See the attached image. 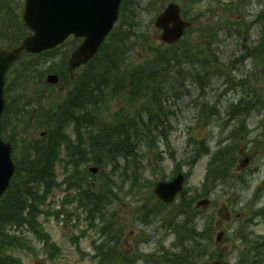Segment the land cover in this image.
<instances>
[{
  "label": "trees",
  "instance_id": "trees-1",
  "mask_svg": "<svg viewBox=\"0 0 264 264\" xmlns=\"http://www.w3.org/2000/svg\"><path fill=\"white\" fill-rule=\"evenodd\" d=\"M141 1L123 0L120 23L108 35L96 55L85 65L87 70L84 71L83 69V73L77 72L73 80L69 79L71 87L66 93L65 101L53 111L52 124H49L50 127L55 126L56 130L53 135L45 137L38 144L31 141L24 144V147L29 145V148L27 151L24 150L21 157V161L22 159L23 161L17 163L15 176L4 196L0 199V264L19 262L18 259H12L6 253L8 249L14 246V242L17 243V238L5 232V225L9 221L13 220L17 225L27 223L33 232L44 240L41 230L36 227L37 222L35 219V203L37 204V200L40 198L38 189L45 184V191H48L55 183L52 169L54 162L58 159L60 145L63 142L61 130L68 126L73 116L81 113L82 110H87L88 127L90 124V139L87 147L93 157V162L106 167L108 162L113 160L110 165L115 166L118 161L114 152H120L121 159L127 161L130 155L133 156L138 153L142 143H148L151 146L157 139H168L169 130L173 126L171 117L176 115L173 105L180 98L191 95V86H195L200 90V98L205 93L206 87L204 84L207 78L220 79L222 88L216 95L204 96L202 102L198 100V103H195L196 111L192 115V119H194L193 127L198 126V122H203L205 123L203 126L215 124L220 128L219 137L216 140L215 149L209 162L207 179L210 176L224 179L231 168L236 165L235 151L239 150L241 140L243 142L249 136V130L242 118L251 110L264 108V96H262L264 87L256 83L264 81V10L260 14V29L257 28L258 36L255 44L253 42L248 43L249 32L246 33L247 26L243 21L235 23L238 26V29H235V34V32H230L231 22L228 17L224 15L223 20L220 19L219 21L216 17L221 15L215 13V11L212 17L210 16L190 27L186 36L177 43L166 45L156 42L151 44L147 42L149 41V31L145 28H138L137 30L140 32H136L134 20L138 17V10L141 8H152L155 14L167 0H144L146 1L145 5H142ZM175 1L188 6V4H195L197 0ZM217 1L220 2V0ZM127 14L129 19H132L131 22L128 21ZM9 19L13 20L12 25L16 29H7L19 35L15 41L18 42L25 29L19 15L16 19ZM193 33H195L194 36ZM221 34L226 37H231L233 34L237 43L233 57L227 56L226 61H222L220 58ZM243 41L247 43V45L244 44V47ZM76 43L77 39L70 40L66 43L65 53L54 58L61 61L63 68L60 65V68L54 69L55 66L49 64L51 65L50 68L42 65L44 67L42 70L48 68L51 72H57L62 80L68 79L69 72L66 59ZM135 46V49L141 48L142 51H147L146 54L141 53L143 62H138L135 56L131 55ZM246 50L254 51V55L253 53L249 54L252 55L253 65L249 71H244L240 77H237L233 74V68L236 67L235 62H241L239 56L247 54L245 53ZM238 53L240 55L237 56ZM40 54L32 56L37 57ZM133 62L135 64H130ZM133 66L135 68L131 69ZM41 71L36 73L35 68H25L23 75L27 74L28 80L25 83L20 81L16 85L13 91L14 97H12V103L15 99L14 109L16 110L11 113V109L3 114L2 130H4L6 123L5 119L19 121L25 113H35L39 109V105H48V97L53 95L52 88L54 86L44 84L45 87L38 90L34 89L35 85H39L37 79L42 78L43 73ZM102 84L105 88H112L113 93L116 91L125 92L120 110L114 113V121L109 122V124H115V126L120 125L121 128L118 130H110L107 123L105 129L104 127L99 128L101 132H94L92 129L97 122L95 118L92 120L93 112L96 111L99 105L96 96L105 92ZM11 88L10 85L8 89ZM230 89L238 90L240 96L236 100L225 99L224 101V94H227ZM43 97H47V100L43 101ZM262 124L264 125V118ZM209 132H207L205 138L193 139L189 144V147L192 146L189 151L194 152L193 157L209 149L207 142ZM8 133L11 136L15 135L14 130ZM114 135L118 140L115 139L114 141ZM132 144L136 147L133 148ZM186 148L188 151V145ZM60 160L68 161L65 158ZM73 167L77 169V164L75 163ZM122 169L127 172L125 167H122ZM76 178V180L70 179L68 181L69 187H78L82 193L87 194L89 191L82 185L85 179L80 175L79 178L78 176ZM136 178L137 175L130 180L132 186L136 184ZM86 184L88 185L87 180ZM101 190L102 192L89 197L87 207L92 215L97 214L103 222L105 218V222L101 223L99 227L94 226L95 229L99 230V233L103 234L105 232L107 237L113 236V238L111 241L108 238L105 242L106 246L99 249V254L95 256L97 257L96 264H116L120 257L116 244L119 235L122 233V226L118 225L114 229L113 218H116L117 214H112L111 209L115 205L107 196L108 186L104 187V191L103 188ZM203 190L202 193L207 195L208 191L205 188ZM184 194L185 191L180 194V200L166 212L163 211V208L167 206H162V203L156 200L154 196V201L150 204L144 202V199L139 204L140 215L138 218L140 221L148 223L152 221V218L159 216L160 213L162 224L176 234L175 242L177 244L173 245L172 248L162 250L164 254L160 257V260L165 261L167 264H194L196 255L206 252V247L199 245L202 242L199 238L204 235L210 240L214 231L210 220L202 230L197 229L193 221L196 218L191 210V201L186 197L184 202L181 200ZM83 199L86 198H81V200ZM27 206L30 211L25 213L24 210ZM118 216L121 217V214ZM243 239L253 251H258L257 246L264 244V238L262 242H259V238L250 241L248 235L244 236ZM108 241L110 242L107 244ZM45 244L47 247H52L47 241H45ZM211 255L212 258L222 256L221 253H216L215 250H212ZM254 256L264 264V257L261 254L257 256L255 253ZM123 264L128 263L124 260ZM238 264L250 263L244 260Z\"/></svg>",
  "mask_w": 264,
  "mask_h": 264
},
{
  "label": "rangeland",
  "instance_id": "rangeland-1",
  "mask_svg": "<svg viewBox=\"0 0 264 264\" xmlns=\"http://www.w3.org/2000/svg\"><path fill=\"white\" fill-rule=\"evenodd\" d=\"M145 2L146 1L142 0L141 4L145 5ZM22 4V0H0V23H2L5 27L11 26L14 22L9 18L16 19L20 10H22ZM217 4L219 5L217 6ZM230 6L235 7V9ZM263 7L264 0H220V2L217 0H206L205 3H200V0H197L195 4L189 5L187 13L188 17L190 16L191 19L201 20V18L204 19L210 16L212 17L215 11V13H219L222 16L216 17L219 21L224 15L228 17L229 21H232L241 18L240 14L245 16V19L250 18L252 13L260 11ZM138 11V17L134 20L136 27L135 31L140 32L137 30L138 28H145L149 31V41L147 42L151 44L159 42V32H157L154 27L150 26L154 16L152 8H141ZM233 11L238 13L234 14ZM200 13L204 15L200 16ZM127 16L128 21L131 22L132 19H129L128 14ZM11 33L12 32L9 33L10 38L14 37ZM255 34L256 30L253 32L254 36ZM194 35L195 33H193V36ZM220 37L222 40L219 47V51L221 52L220 58L222 61H226L227 56L233 57L235 48L237 47L236 40L233 35H231V37H226L221 34ZM250 37L251 39L253 38L251 33ZM7 39L9 40V37H7ZM7 39L2 38L1 41L5 42ZM135 48L136 46L132 50L133 52L131 55L135 56L138 62H143L144 60L141 59V53L146 54L147 51H142L141 48ZM66 49L67 45L60 46L53 52L44 53L37 57L27 56L19 62L18 66L14 69L12 78V81L15 79L12 94L16 85L20 83V81L25 83V81L28 80V75H23L25 68H35L37 73L44 69L42 65L47 66V64L50 63L55 66L54 69H58L60 68L59 66L61 65V61L55 60V62L54 59L50 58L57 54H64ZM139 54L140 56L138 57ZM235 63L236 69L234 70V74L237 77H240L239 74L250 67L249 61L242 62V64H239L238 62ZM130 64H135V62ZM50 66L51 65H48L49 68ZM61 67L63 68V65H61ZM133 68L135 67L133 66L131 69ZM83 69L87 70L84 66L82 69L79 68L76 72L83 73ZM49 70L50 69L46 68L45 70H42L41 73L45 76L50 73ZM69 79L73 80V78H68L63 81L61 80L60 83L52 88L54 92L52 96L48 97V105H45L43 109L39 110L43 115V121L40 120L36 126L28 121L31 114L28 112L25 113L24 117L19 121L16 119L10 121L9 125H12L13 129L18 130V134L16 136L18 144V158L22 157L24 150H26L24 144L37 137H42V133L46 130L47 124H52L53 111L65 101L66 93H68L67 91L71 87ZM37 83L39 85H35L34 89L38 90L45 87L44 79L39 77L37 79ZM252 83L254 82L252 81ZM256 83L261 84L264 87V81ZM219 85L220 79L213 80V85L206 87L204 90L205 93L202 94L203 96L200 98V90L195 88V86H191V95L180 98L174 105L177 116L172 117L173 130L170 131L169 146L161 145V155L159 156H156L152 151L148 154H144V152H142L144 154V159H140L139 168H137L135 163H133L130 167L131 171L138 174L136 184L134 186L131 185L132 182L130 180L132 179V174H130L125 177L126 182H124V184H122L119 179V186L115 185V187H113V192L115 194L113 202L116 206L111 210V213L117 214V217L113 218V225L114 227L120 225L123 230V233H121V236L116 244V248L120 253L119 261L116 264H123L124 260H126L128 264H147L143 261L145 257H142V255L147 256L149 261L153 262V264H158L156 259L162 257V251L159 250L161 249V245L170 247L171 244L176 241V234L173 233L171 229L168 230L166 226L160 223L159 217H157L155 221H151L148 225L142 223L138 218L140 215L139 204L142 202V199H144V202H148V204L154 201L151 187L155 177L160 178L164 174V179H168V176L171 174L173 161L170 158V155H175V159L180 164L181 170L189 173L185 185L190 190L186 198H189L191 203L193 202L192 208L195 211L196 216L204 220L206 217H212V227L214 232L211 239L208 240V238L204 235L199 238L202 241L199 245H202L203 247L205 246L206 252L210 256L208 254H204V252L201 255L197 254L194 264H227L228 261L238 264L239 262L242 263L244 260H247L250 264H262L260 260L255 258L254 255L256 253L257 256L261 254L264 257V248L262 246H257L259 250L253 251L243 239L244 236L248 235L249 240L254 241L259 237L257 235L264 233V132L262 133L261 129H256L260 115L252 116L248 119L249 126L256 129L251 133V137L254 136L256 139L252 142V145L249 144L250 148L246 151L244 150V154L240 156V164L236 171H239L238 168L245 169V172L242 174V178H238V176L235 175L232 178L226 179L223 183L218 184L216 191L209 195V199L211 200L210 204L204 207L195 206V203L197 202L196 200L201 198L198 197L195 199V193L201 191V185L204 180L207 167V157H202L203 154H200L196 159V162L193 164H185V161L181 158V150L186 145L188 137L191 135L192 137L199 139L207 132V128H204L203 126L193 127L194 119H192V115L196 111L195 103H198V100L202 102L204 100V96L216 95L220 91V89H217ZM102 86L105 89V92L104 94L96 96V100L99 101V105L96 111L93 112L94 115L92 120L93 118L97 119L95 121L99 122L100 127L105 128L106 123L111 122L114 113L120 110L125 92L116 91L113 93L111 91L112 88H105L103 84ZM262 96H264V92ZM224 97V101L225 99H237L239 97V91L230 89L228 94L224 95ZM44 99H47V97ZM44 99L42 100L45 101ZM14 107L15 99L11 113L14 111ZM261 113H264V109H261ZM86 115L87 110L74 115L73 120L78 124H82L88 121L85 120ZM36 118H39V116H36ZM39 126L40 128H38ZM70 126L71 124L66 126L67 133L69 132V129H71ZM209 128L214 129L213 133L217 136L216 133L219 128ZM262 129L264 131L263 124ZM215 135L208 140L211 147H214L215 145ZM255 143H257L258 146H255ZM245 145L246 144H243V146ZM160 157L161 166L158 167L155 159ZM89 163L90 162L88 161H84L80 166L79 172L84 174L83 179H85L82 185L86 184V180H91L92 182L90 184L99 186L104 181L103 174H97L99 171L95 173L96 175L86 174V167ZM54 170L57 181H60L63 175L61 164L55 163ZM61 189V184L57 185L53 189L57 199H59L60 195L63 194V190ZM72 189H75V187ZM75 200L76 197L72 201L74 203L68 202L65 207V212L68 210L72 211L74 208V217L64 220L62 224H59L56 219L55 221L53 218L42 220L41 214L38 216L39 220H42L44 228L49 231V233L52 234L53 238L57 241L59 249L53 250L57 251V254L55 253L52 258H49L45 250H42L41 242L38 241L30 231L24 230L23 234L27 237V240L33 250L28 248L23 249L20 245L14 242L16 249L12 252L15 254V258L20 257L24 264H91V259L87 252L92 249L91 240L94 238L95 234L89 221L86 219V214L83 209H75ZM181 200L184 202L185 194L181 197ZM168 208L169 207L164 208L163 211ZM76 214L79 215V219ZM119 214H121V217L118 216ZM8 223H10V221ZM203 223L204 221L200 220V228L204 226ZM13 228L15 229V227H12V229ZM5 229H11V226L9 224L5 225ZM16 231L17 229H15V232ZM220 231L223 232V235L220 237L222 240H217L216 242V235ZM224 237L227 238L224 240ZM20 238L21 241L24 239L23 236ZM109 242L110 241H108L107 244ZM254 243L256 244V242ZM176 244L177 242L175 245ZM217 244L219 246H217ZM209 246L211 249L214 247L219 248L220 250L218 252H222V256L220 258H212V250Z\"/></svg>",
  "mask_w": 264,
  "mask_h": 264
},
{
  "label": "water",
  "instance_id": "water-1",
  "mask_svg": "<svg viewBox=\"0 0 264 264\" xmlns=\"http://www.w3.org/2000/svg\"><path fill=\"white\" fill-rule=\"evenodd\" d=\"M121 0H25L23 20L32 31L21 44L7 50L0 48V116L4 105L3 86L5 73L23 52L36 53L62 42L69 34L84 37L73 51L69 66L71 69L85 63L97 51L110 32L118 16ZM180 8L169 3L159 13L155 25L162 28L160 39L175 43L182 36L189 21L180 18ZM57 75H49L47 81L55 83ZM11 144L0 138V194L7 186L13 172L10 158ZM182 175L170 182H158L154 192L164 201L171 202L181 189ZM206 202L200 201L199 203Z\"/></svg>",
  "mask_w": 264,
  "mask_h": 264
},
{
  "label": "bare ground",
  "instance_id": "bare-ground-1",
  "mask_svg": "<svg viewBox=\"0 0 264 264\" xmlns=\"http://www.w3.org/2000/svg\"><path fill=\"white\" fill-rule=\"evenodd\" d=\"M236 45H237V43H236ZM245 53H247L246 56H245V58L247 57V58H250L251 59L252 55H249V54H252L253 53V55H254V51H252V50H246ZM209 79L210 78H207V80H206V82L204 84L205 87H209V86L213 85V80H216V78H214V79L211 78L210 80Z\"/></svg>",
  "mask_w": 264,
  "mask_h": 264
}]
</instances>
